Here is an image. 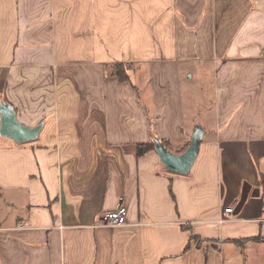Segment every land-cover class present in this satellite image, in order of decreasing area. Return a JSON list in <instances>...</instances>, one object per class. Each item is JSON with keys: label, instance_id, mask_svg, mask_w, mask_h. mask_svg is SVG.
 Listing matches in <instances>:
<instances>
[{"label": "crops", "instance_id": "obj_1", "mask_svg": "<svg viewBox=\"0 0 264 264\" xmlns=\"http://www.w3.org/2000/svg\"><path fill=\"white\" fill-rule=\"evenodd\" d=\"M3 103L0 264H264V0H0Z\"/></svg>", "mask_w": 264, "mask_h": 264}, {"label": "water", "instance_id": "obj_2", "mask_svg": "<svg viewBox=\"0 0 264 264\" xmlns=\"http://www.w3.org/2000/svg\"><path fill=\"white\" fill-rule=\"evenodd\" d=\"M0 107L1 136L12 138L17 143L33 141L39 137L38 135L43 125L34 127V129L27 128L17 121L13 107L8 106L6 103L1 104ZM203 135L204 131L198 125L194 130L188 147L181 154L168 150L159 140L155 139L156 153L166 170L180 176L188 175L197 162Z\"/></svg>", "mask_w": 264, "mask_h": 264}, {"label": "built area", "instance_id": "obj_3", "mask_svg": "<svg viewBox=\"0 0 264 264\" xmlns=\"http://www.w3.org/2000/svg\"><path fill=\"white\" fill-rule=\"evenodd\" d=\"M115 208V210L100 216L97 220V224L107 228L125 226L127 224L128 208L125 206L123 198L119 199ZM225 213L230 217H228V219H221V223L234 220V208L230 207L226 209ZM262 221H264V218Z\"/></svg>", "mask_w": 264, "mask_h": 264}, {"label": "trees", "instance_id": "obj_4", "mask_svg": "<svg viewBox=\"0 0 264 264\" xmlns=\"http://www.w3.org/2000/svg\"><path fill=\"white\" fill-rule=\"evenodd\" d=\"M129 67L125 64H117V65H113L110 67V74L116 76L121 82H128L130 79L129 74L127 73ZM168 150V144L167 143H163L161 142ZM189 144H187L186 147H184V149H182L180 151V153H183L184 150L188 147ZM156 142L155 140H153V142L149 143V144H141L139 145L138 148V157L144 156L150 152H154L156 151ZM250 241H261L260 239H249Z\"/></svg>", "mask_w": 264, "mask_h": 264}, {"label": "rangeland", "instance_id": "obj_5", "mask_svg": "<svg viewBox=\"0 0 264 264\" xmlns=\"http://www.w3.org/2000/svg\"><path fill=\"white\" fill-rule=\"evenodd\" d=\"M205 95H206V100L209 98L208 101H211L212 99V94H211V91H210V87L208 86V84L205 85ZM213 93V92H212Z\"/></svg>", "mask_w": 264, "mask_h": 264}]
</instances>
